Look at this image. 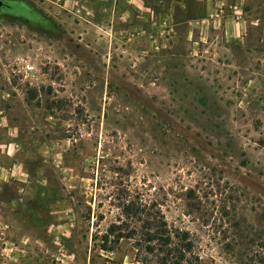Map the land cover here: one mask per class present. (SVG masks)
Here are the masks:
<instances>
[{"label":"rangeland","instance_id":"1","mask_svg":"<svg viewBox=\"0 0 264 264\" xmlns=\"http://www.w3.org/2000/svg\"><path fill=\"white\" fill-rule=\"evenodd\" d=\"M5 1L27 16L0 14V108L23 141H66L70 164L93 187L74 195L85 218L72 239L74 258L63 251L49 264H83L89 253L99 264L103 237L113 251L105 261L159 264L165 255L145 234L162 222L172 237L188 234L174 239L168 264L180 257V264H264L258 29L245 46L217 36L193 57L184 43L159 57L126 55L123 41L98 38L83 0ZM245 1L248 17L264 25V0ZM20 256L0 252V264Z\"/></svg>","mask_w":264,"mask_h":264},{"label":"crops","instance_id":"2","mask_svg":"<svg viewBox=\"0 0 264 264\" xmlns=\"http://www.w3.org/2000/svg\"><path fill=\"white\" fill-rule=\"evenodd\" d=\"M83 1L90 6L84 7L93 15L98 38L107 39L108 35L115 45L123 41L126 55L159 57L184 43L193 57L217 36L245 46L256 29L257 50L264 49V25L248 17L245 0ZM21 137L20 126L0 108V252L23 255L18 264H49L50 256L57 262L63 251L72 260V239L79 235L81 220L85 221L79 219L74 195H86L93 192V187L83 184V168L70 164L66 141L45 137L32 144ZM53 174L58 176V189L54 188ZM88 205L93 208L94 201ZM94 220L91 215V230ZM91 230L87 237L93 235ZM53 251L55 254H51ZM101 253L112 254L99 250L101 259ZM91 256L89 253L83 264H93ZM107 256L99 264H113L105 261L112 260ZM67 262L78 264L75 259Z\"/></svg>","mask_w":264,"mask_h":264},{"label":"trees","instance_id":"3","mask_svg":"<svg viewBox=\"0 0 264 264\" xmlns=\"http://www.w3.org/2000/svg\"><path fill=\"white\" fill-rule=\"evenodd\" d=\"M19 8V4L14 3L12 5V9L13 11H18ZM128 210V209H127ZM188 234L184 233L181 234L179 236H173L170 235L167 230H166V224L164 222H162L160 224L159 227H157L156 232H153V227L149 224V226L147 227V232L145 234V238H146V242L148 244H154L155 242L158 244L160 251L165 255V258L160 261L161 263L159 264H168V258H170L172 256V253H174L176 251V247H178V245H176L174 243V239H178V242H185L186 238H187ZM130 238V237H128ZM107 241L106 237H103V246H101V250L104 252L107 251H112V249H108L106 248V246L104 245ZM183 247V245L181 246ZM186 247H190V245H186ZM174 248V249H172ZM146 250L149 253H153L154 252V247L153 246H147ZM183 259L180 257L179 262L178 263H172V264H180V262Z\"/></svg>","mask_w":264,"mask_h":264},{"label":"flooded vegetation","instance_id":"4","mask_svg":"<svg viewBox=\"0 0 264 264\" xmlns=\"http://www.w3.org/2000/svg\"><path fill=\"white\" fill-rule=\"evenodd\" d=\"M1 6H0V14L8 15V16H18V17H26L27 9L23 7V5L19 4L18 11H13L12 5L13 2H8L5 0H0ZM17 4V3H16Z\"/></svg>","mask_w":264,"mask_h":264},{"label":"water","instance_id":"5","mask_svg":"<svg viewBox=\"0 0 264 264\" xmlns=\"http://www.w3.org/2000/svg\"><path fill=\"white\" fill-rule=\"evenodd\" d=\"M1 4H2V3H1V1H0V6H1Z\"/></svg>","mask_w":264,"mask_h":264}]
</instances>
